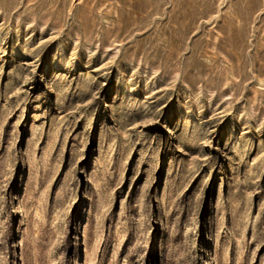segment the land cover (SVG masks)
<instances>
[{
  "label": "rangeland",
  "instance_id": "374dc122",
  "mask_svg": "<svg viewBox=\"0 0 264 264\" xmlns=\"http://www.w3.org/2000/svg\"><path fill=\"white\" fill-rule=\"evenodd\" d=\"M0 264H264V0H0Z\"/></svg>",
  "mask_w": 264,
  "mask_h": 264
}]
</instances>
